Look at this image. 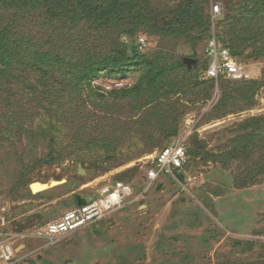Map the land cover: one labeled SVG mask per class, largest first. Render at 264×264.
I'll use <instances>...</instances> for the list:
<instances>
[{"label": "rangeland", "instance_id": "rangeland-1", "mask_svg": "<svg viewBox=\"0 0 264 264\" xmlns=\"http://www.w3.org/2000/svg\"><path fill=\"white\" fill-rule=\"evenodd\" d=\"M147 1L160 23L164 12L180 2ZM225 1L228 0H210L204 5V12L211 13L212 5L218 3L223 15L227 14ZM32 14L30 19L35 24L31 25V43H56L54 35L59 34L62 43L86 40L99 50L111 45L110 40H102L99 32L88 31L86 26L72 29L75 37L71 41L63 34L68 32L66 29L59 32L53 26H41L45 21L38 20L40 14ZM58 26L63 27L62 23ZM212 33H216L214 26ZM142 39L145 45L140 49L147 54L163 42L160 37L142 31L133 37H122L121 41L131 45L140 44ZM179 43V56L205 60L206 40L198 42L196 49L190 40ZM247 52L237 58L248 65V79L263 83L255 92L254 104L218 116L213 107L221 95L222 84L216 83L210 100L197 103L181 117L175 128L176 137L165 139L151 150L140 135H125L117 150L110 153L113 159H107L106 151L94 146L73 150L79 145L72 144L70 133L64 129L53 144L49 139L30 140L26 135L0 142V239L7 233L28 234L16 242L18 260L13 264H264V173L259 175L260 181L244 183L249 178L248 170H255L259 154L251 160L238 159L226 165L212 158L226 148L229 138L237 135L234 129H239L241 122L254 116L264 117V59H247ZM137 74V70H131L127 77L103 72L94 86L101 92L130 86ZM204 75L200 73V81L205 80ZM203 86L207 84H201L199 89ZM43 116L44 120L49 119V115ZM39 119L36 124L42 123ZM186 132H191L187 148L194 150L196 138L200 141L197 146L202 148L198 156L190 154L184 168L195 179L182 184L172 174L162 172L148 187L144 174L152 165L153 154ZM55 147L62 149L59 155L52 154ZM79 164L86 169V175L79 173ZM52 180L65 182L35 191L34 195L29 193L31 183ZM116 181L132 185L136 193L147 189L124 208L61 240L51 242L36 236L35 229L75 207L78 197H97L104 186ZM206 195L211 197L212 204L205 199ZM22 242L27 244L25 250L20 247ZM0 264H4L1 255Z\"/></svg>", "mask_w": 264, "mask_h": 264}, {"label": "trees", "instance_id": "trees-1", "mask_svg": "<svg viewBox=\"0 0 264 264\" xmlns=\"http://www.w3.org/2000/svg\"><path fill=\"white\" fill-rule=\"evenodd\" d=\"M209 1L180 0L177 7L164 12L160 23L147 0H0V142L26 135L53 144L64 129L72 144L82 146L74 144L73 150L94 146L113 159L110 153L125 135H140L151 146L149 150L176 137L173 130L181 117L197 103L210 100L216 83L222 84L213 107L218 116L253 105L262 81L210 78L206 50L205 60L189 66L184 56L177 54V47L180 40H190L194 49L204 40L207 46L214 26L222 46L239 50L238 55L249 50L247 59H264V0L225 1L228 13L221 11L214 21L211 13L204 12ZM35 12L40 14L38 20L45 21L41 26H53L59 32L66 29L63 34L71 41L75 37L71 30L86 26L111 45L99 50L86 40L62 43L59 34L51 35L58 39L56 43H31L35 21L30 15ZM141 31L163 41L151 54L141 51L145 43L121 41ZM131 70L138 74L130 86L106 92L94 86L103 72L127 77ZM202 72L205 80L200 81ZM204 83L207 86L200 90ZM242 101L246 103L241 105ZM43 115L49 119L44 120ZM38 118L42 123L36 124ZM234 130L237 135L212 158L226 165L259 154L255 170H248L244 183L260 181L259 175L264 173V117H250ZM199 142L196 138L193 151L187 148L189 157L199 155ZM61 152L55 147L52 154ZM29 193L34 195L31 187ZM92 198L96 197L88 199Z\"/></svg>", "mask_w": 264, "mask_h": 264}, {"label": "built area", "instance_id": "built-area-1", "mask_svg": "<svg viewBox=\"0 0 264 264\" xmlns=\"http://www.w3.org/2000/svg\"><path fill=\"white\" fill-rule=\"evenodd\" d=\"M220 12L221 6L218 3H214L211 8L213 19ZM141 42H145V39H142ZM232 51L229 47L222 46L218 42L216 34L213 33L206 46V55L210 58V64L207 69L208 77L216 80L220 76L231 79L248 77V65L238 60L237 55H234ZM190 134L191 132H186L179 135L172 144L161 148L153 154L152 165L147 169L144 177V179L149 181L148 187L158 179L162 172L172 174L173 177L185 184L191 183L195 179L194 176L187 175L184 170L189 159L186 143ZM178 172L182 174L181 177H179ZM146 189L136 193L132 185L123 181L108 184L102 188L96 198L86 199L85 203L39 226L35 229V234L37 237L47 238L51 242L61 240L82 227L104 219L111 212L124 208L130 201L133 202L135 199L142 197ZM20 237L24 239L28 237V234L7 233V236L0 239V255L4 260V264H13L18 260L16 258L15 244Z\"/></svg>", "mask_w": 264, "mask_h": 264}, {"label": "water", "instance_id": "water-1", "mask_svg": "<svg viewBox=\"0 0 264 264\" xmlns=\"http://www.w3.org/2000/svg\"><path fill=\"white\" fill-rule=\"evenodd\" d=\"M234 55H238L239 54V50L235 49L232 51ZM184 61L189 65V66H192L193 64H196L197 63V59L196 58H193V57H185L184 58ZM174 133L177 134L178 133V129H175L174 130ZM79 173L81 175H86V169L82 166V164H79ZM65 182V180H52L50 183H47V182H40V181H35L33 183H31L30 187H31V190L33 193H37L35 192V188H34V185L36 184H41L43 186H46V188H44L43 190L41 191H44L46 189H49L51 187H54L58 184H61ZM40 192V191H38ZM205 199L208 201V203L212 204V199L209 195H206L205 196ZM85 203V200H81L80 197H78V204L81 205Z\"/></svg>", "mask_w": 264, "mask_h": 264}, {"label": "crops", "instance_id": "crops-1", "mask_svg": "<svg viewBox=\"0 0 264 264\" xmlns=\"http://www.w3.org/2000/svg\"><path fill=\"white\" fill-rule=\"evenodd\" d=\"M81 200H86V199H88V198H86V197H82V198H80ZM79 204H78V202H77V205L76 206H78ZM75 206V207H76ZM75 207H73V208H75ZM73 208H71V209H73ZM70 210V209H69ZM21 245H20V247H23V249L25 250L26 248H27V244L26 243H20ZM19 249V246L17 247V250Z\"/></svg>", "mask_w": 264, "mask_h": 264}, {"label": "bare ground", "instance_id": "bare-ground-1", "mask_svg": "<svg viewBox=\"0 0 264 264\" xmlns=\"http://www.w3.org/2000/svg\"><path fill=\"white\" fill-rule=\"evenodd\" d=\"M34 188H35V191H39V190L41 191L44 188H46V186H43L41 184H36V185H34Z\"/></svg>", "mask_w": 264, "mask_h": 264}]
</instances>
